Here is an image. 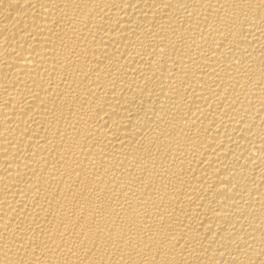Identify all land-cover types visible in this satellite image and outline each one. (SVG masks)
Listing matches in <instances>:
<instances>
[{"label": "bare ground", "instance_id": "obj_1", "mask_svg": "<svg viewBox=\"0 0 264 264\" xmlns=\"http://www.w3.org/2000/svg\"><path fill=\"white\" fill-rule=\"evenodd\" d=\"M0 264H264V0H0Z\"/></svg>", "mask_w": 264, "mask_h": 264}]
</instances>
